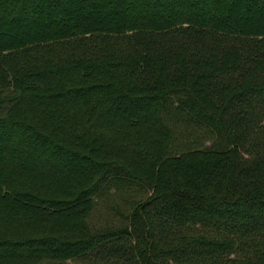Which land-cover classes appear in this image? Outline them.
Here are the masks:
<instances>
[{
    "label": "trees",
    "instance_id": "16d2710c",
    "mask_svg": "<svg viewBox=\"0 0 264 264\" xmlns=\"http://www.w3.org/2000/svg\"><path fill=\"white\" fill-rule=\"evenodd\" d=\"M75 258L264 264V0H0V264Z\"/></svg>",
    "mask_w": 264,
    "mask_h": 264
},
{
    "label": "rangeland",
    "instance_id": "374dc122",
    "mask_svg": "<svg viewBox=\"0 0 264 264\" xmlns=\"http://www.w3.org/2000/svg\"><path fill=\"white\" fill-rule=\"evenodd\" d=\"M124 196V195H122ZM116 202L119 204L121 209H123V201L122 197L118 198L116 197ZM110 207L106 205L98 206V212L92 215V220L95 222H98L102 217H106L109 215ZM114 213V211H111L110 214ZM41 264H91L90 260L82 259V258H75L71 260H66L64 262H53V261H44Z\"/></svg>",
    "mask_w": 264,
    "mask_h": 264
}]
</instances>
